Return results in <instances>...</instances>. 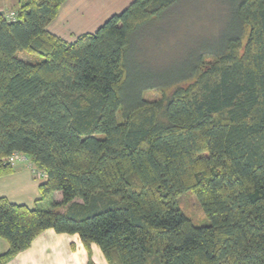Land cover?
<instances>
[{"label":"trees","instance_id":"1","mask_svg":"<svg viewBox=\"0 0 264 264\" xmlns=\"http://www.w3.org/2000/svg\"><path fill=\"white\" fill-rule=\"evenodd\" d=\"M16 1L14 20L0 11V178L19 155L36 202L60 198L0 196V264L46 230L77 235L87 264L92 245L107 264H264V0H204L187 51L174 18L198 0H133L70 41L48 30L65 0ZM171 48L173 70L135 63Z\"/></svg>","mask_w":264,"mask_h":264},{"label":"crops","instance_id":"2","mask_svg":"<svg viewBox=\"0 0 264 264\" xmlns=\"http://www.w3.org/2000/svg\"><path fill=\"white\" fill-rule=\"evenodd\" d=\"M132 1L65 0L55 19L48 25V30L70 41L79 34L94 32L110 16L121 12ZM30 167L29 161L17 160L13 164V173L0 178V196L13 203L30 207V203L40 196L38 186L41 181L37 178L35 183L36 177ZM9 180H12L14 185L17 184L16 189L7 187ZM94 246H91V250L92 259L96 264ZM7 247V243L0 238V254L5 252ZM87 261L88 254L77 235L57 234L46 230L32 242L29 249L19 253L7 264H87Z\"/></svg>","mask_w":264,"mask_h":264},{"label":"rangeland","instance_id":"3","mask_svg":"<svg viewBox=\"0 0 264 264\" xmlns=\"http://www.w3.org/2000/svg\"><path fill=\"white\" fill-rule=\"evenodd\" d=\"M16 2H17L16 0H0V11H2L4 15H8L10 12H13L11 7L16 5ZM206 12L208 11H206L204 0L203 1L198 0L197 3L194 2V4L190 6H186V10L184 8L181 9L182 14L179 17L174 18L175 20L174 27L176 28V30L183 29L189 31V32L181 31L177 35L178 43H180L181 46H183L182 49H185L186 47V51H187L189 48L195 47L194 45L195 44L197 45V42L200 41L201 38L204 36L203 35L204 27L206 26L204 17ZM214 14L216 15V12H214ZM166 50H163V52L161 53L157 52L156 50H154L153 52H149L148 50L146 51L145 54H143L144 56L142 55L145 59L142 56H139L140 58L138 57L135 60V63L139 59V61L144 60L148 63V66L150 68H146V69L158 68L162 66L160 68V71L162 70L168 72L169 70H173L174 68L179 66L180 58H182L183 55L180 56L176 55L174 48L168 50L166 53L167 55H165ZM18 56L28 61L40 60L41 58L38 55L28 54L27 52H19ZM148 59H150V62L148 61ZM134 69L139 71V69L135 67L132 69L133 74L135 73ZM158 95H159L158 92L157 93L151 92L147 94V97L155 98ZM33 173L34 176H37V173L35 172ZM39 179L40 178H38V180ZM38 180L36 178L35 183H37ZM14 182L18 183L17 181ZM14 184L12 180H9L7 182V187H10V189H16L17 184L16 185ZM59 198L60 195L56 194L40 202L32 201V203H30L31 204L30 207L47 208L50 205V202H52L53 200H57ZM179 208L182 210L183 213H185L190 218L193 224L201 226L208 223L207 218L203 214L202 209L198 205L197 200L193 194L187 193L183 195L179 200ZM94 247H95L94 258L97 262L96 264H106L100 249L96 245Z\"/></svg>","mask_w":264,"mask_h":264},{"label":"built area","instance_id":"4","mask_svg":"<svg viewBox=\"0 0 264 264\" xmlns=\"http://www.w3.org/2000/svg\"><path fill=\"white\" fill-rule=\"evenodd\" d=\"M5 18L7 20H14L15 19V13L13 12H10L8 15H5ZM24 160V157H21L19 155H14L12 158H10L11 161L13 160Z\"/></svg>","mask_w":264,"mask_h":264}]
</instances>
